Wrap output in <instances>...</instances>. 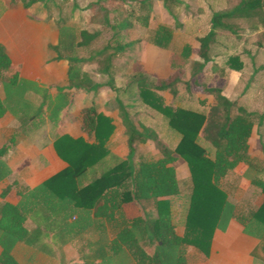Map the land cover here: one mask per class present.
Returning a JSON list of instances; mask_svg holds the SVG:
<instances>
[{
  "label": "trees",
  "instance_id": "16d2710c",
  "mask_svg": "<svg viewBox=\"0 0 264 264\" xmlns=\"http://www.w3.org/2000/svg\"><path fill=\"white\" fill-rule=\"evenodd\" d=\"M148 1L139 0L141 4ZM169 1L175 2L162 0L165 7H168ZM20 2L27 9L34 0ZM254 17L257 22L246 29L247 32L264 25V0H239L230 9L213 13L208 33L197 38L198 46L195 49L185 44L180 56L186 61L192 53L197 55L200 60H196L195 65L197 72H200L209 61L208 50L216 39V29H227L235 34L237 27L230 21ZM113 19L115 24L112 27L118 30L132 25L129 15ZM142 19L146 23L147 16ZM175 26L179 24L175 23ZM79 34L81 40L76 43L78 46H85L95 36L85 29H81ZM173 34V29L162 23L152 31L149 41L159 50V65L163 62L160 56L171 43ZM62 39L60 33L59 43L51 48L58 57L66 56L69 61L68 85L65 88L92 91L96 95L105 84L93 81L81 70V58L61 54L59 45ZM121 48L123 44L116 45V49ZM224 63L229 69L242 68V61L236 54L229 55ZM101 71L111 77L106 84L112 87V71L108 70L107 65ZM177 81L174 78L154 83L143 76H134L129 83L135 86L142 103L164 116L169 128L177 133L174 148L163 144L156 155L139 154L134 159L135 143H145L149 136L153 139L154 135L147 128H135L129 115L118 104L122 111L120 118L125 127L127 152L124 156L113 153L107 143L115 129L113 118L90 104L79 110L78 130L81 134L73 136L61 133L52 142L55 153L67 163L65 168L31 189L19 187L17 181L1 189L0 264H17L12 255L15 244L20 241L32 244L38 239L40 230L28 228L26 222L28 219L33 221V212L39 209H43L42 220L48 226L57 225L47 226V229L54 230L51 239L55 243L67 242V235L71 231L86 228L99 231L104 245L100 241L89 256L91 259L99 257L101 262L89 261V264H127L128 260L136 264H185L186 246L192 245L206 255L214 228L229 216L239 221L247 231L251 230V226L260 230L262 225V230L258 232L264 247V197L258 206L245 214L241 213L237 203L231 199L238 190L239 176L232 182L228 180L238 165H245L247 171L253 172L251 185L264 195V157L261 159L249 153V138L254 126L250 114L243 111L233 113L234 101H229L215 87L204 88L205 92H215L216 95V102L210 105L206 113L165 104L158 91L167 90L174 95ZM0 85L4 94L3 98L0 97V117L8 111L20 123H26L42 112L56 124L62 111L69 106V93L64 91V87H57L53 97L47 91L38 90L34 82L20 78L1 45ZM29 92H41L38 103L28 96ZM200 133L211 150L200 143ZM3 150L1 147L0 154ZM178 159L185 162L190 181L189 190L184 196L187 208L182 235L175 231L171 211L172 197H178L182 192L176 172ZM7 171L0 166V180L7 175ZM224 181H227L226 186L222 184ZM12 186H17L16 191L20 196L15 204L5 199ZM141 200L154 202L155 215L126 217L123 204ZM74 213H77L76 219L69 222ZM37 247L44 252L50 251L45 245Z\"/></svg>",
  "mask_w": 264,
  "mask_h": 264
},
{
  "label": "rangeland",
  "instance_id": "374dc122",
  "mask_svg": "<svg viewBox=\"0 0 264 264\" xmlns=\"http://www.w3.org/2000/svg\"><path fill=\"white\" fill-rule=\"evenodd\" d=\"M20 1L0 0V16L5 5H14ZM238 2L239 0H175L171 3L169 1L168 7H165L162 0H150L145 4H141L139 0H34L32 14L44 16L57 26L63 36L59 45L61 54L81 58V70L93 81L104 83V88L109 89V95H106L109 97L106 102L109 107L107 110L112 112L116 109L115 113L120 117L122 111L116 104L119 102L135 128H147L153 133V139L149 136L145 143H135L134 159L139 154L156 155L163 144L174 148L178 140L177 133L169 128L166 118L143 104L135 86L129 85L134 76H143L154 83L178 79L174 95L167 90L158 91L164 103L204 113L216 102L215 92H205L204 88L220 89L221 94L229 101H234L233 113L243 111L250 114L254 123L250 138L251 153L260 155L258 150L261 148L264 151V25L247 32L246 29L257 22L254 17L249 20L230 21L237 27L235 34L227 29H216V39L208 50L209 61L200 72H197L195 65V61L200 60L197 55L192 53L186 61L180 56L185 44L195 49L198 46L197 38L208 33L213 13L230 9ZM125 15H129L131 27L123 30L112 27L115 24L114 17L122 19ZM143 16H147L146 23ZM160 23L170 26L174 33L171 43L160 56L163 59L161 65L158 64L159 50L149 41L153 29ZM175 23L179 26H175ZM81 29L95 34L85 46L76 44L81 40ZM117 44H123V48L116 49ZM233 54L238 55L242 61L240 70L229 69L224 63ZM106 65L113 74L112 87L106 84L111 77L101 71ZM83 102L87 105L88 98H84ZM91 102L98 110L93 98L90 104ZM63 115L66 120L59 128L60 131L72 127L77 130L80 116L71 108L64 111ZM199 141L211 150L201 133ZM244 169L246 168H243V173ZM176 172L182 192L180 196L172 198L171 211L173 222L176 227L181 228L187 208L184 196L190 184L188 168L181 159H178ZM252 173L248 171L247 175H243L246 178L241 179V175L234 171L228 178L232 182L239 176L235 194L238 198L237 205L244 214L257 204L250 201V204H245L246 199L257 188L250 184L242 191L239 189L243 186L241 181L250 180ZM226 182L222 183L223 186H226ZM261 228L259 230L257 227H249L255 232L261 231ZM13 251L18 264H55L50 258L41 261L40 257L33 254L30 259L24 257L23 247L17 246ZM63 264L68 263L64 261Z\"/></svg>",
  "mask_w": 264,
  "mask_h": 264
},
{
  "label": "crops",
  "instance_id": "0c3cea01",
  "mask_svg": "<svg viewBox=\"0 0 264 264\" xmlns=\"http://www.w3.org/2000/svg\"><path fill=\"white\" fill-rule=\"evenodd\" d=\"M32 4L27 9L23 7L21 2L5 5L0 16V45L8 54L12 65L17 69L19 77L34 82L38 90L47 91L53 97L57 93V87H64V91L69 93L70 102L67 107L78 115L80 108L86 106L83 102L84 98L87 97L89 100L87 105L93 98L94 104L99 107L97 111L108 114L113 118L115 124V129L107 142L110 150L124 156L127 152L124 144L125 135L122 130L124 126L121 118L115 113L116 109L112 112L107 110L109 107L106 102L109 97L107 98L106 95H109L107 93L109 89L103 87L95 95L92 91L84 92L74 88H65L68 85L69 61L66 56L58 57L57 52L51 48V46L59 43V28L44 16L32 14ZM41 92H29L28 96L38 103L41 99ZM3 96L0 85V97L3 98ZM116 104L118 108L119 102ZM63 113L64 111H62L61 118L56 124H53L42 112H38L26 123H20L8 111L0 117V148L3 147L4 149L0 154V166H4L8 170L7 175L0 180V191L13 181H17L19 187L25 186L31 189L67 166V163L53 150L52 142L61 133H69L73 136H78L81 133L78 128L76 130L73 127L60 131L59 128L65 124L66 120ZM250 138L249 153L263 159L264 151L261 148L258 150L260 155L251 153ZM243 168L246 166L241 164L234 169L236 173L241 175V179H245L246 177L244 178L243 175H247L248 172L244 169L245 172L243 173ZM241 184L243 186L239 189L242 191L248 188L251 183L248 179L245 182L241 181ZM16 190L17 186H12L5 197L7 201L13 204L20 200ZM263 197L264 195L257 189L249 199H246L245 204L247 205L250 201L253 204L257 203L256 206H258ZM231 199L237 203L236 194ZM122 210L128 218L155 215L152 200L130 201L123 204ZM42 214L43 209L35 210L32 215L33 221L28 219L26 222L28 228L40 230L41 234L38 239L32 244L25 241L17 242L13 249L17 246L23 247L24 257L30 259L31 254H33L40 257L41 261L50 258V261L55 264H63L64 261H67L68 264L101 262L99 257L90 258L100 241L104 245V238L101 237L97 229L86 228L82 231H71L67 235V242L64 244L55 243L51 239L54 230L47 229L48 223L42 220ZM76 217L77 213H74L68 219L69 222L75 220ZM48 227H57V225L50 224ZM175 231L182 235L184 226L175 227ZM249 231L245 230V227L234 217H227L224 222L214 228L209 251L206 255L192 245L186 246L185 264H264V247L259 240L260 232ZM44 245L50 248L49 252L41 251L37 247ZM12 255L18 264L14 251H12ZM63 259L65 260L62 261ZM127 262V264H136L132 260Z\"/></svg>",
  "mask_w": 264,
  "mask_h": 264
}]
</instances>
